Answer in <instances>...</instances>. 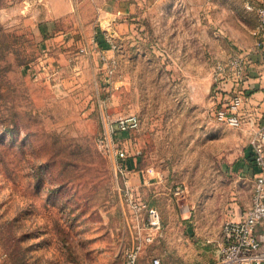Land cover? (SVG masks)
<instances>
[{
    "label": "rangeland",
    "instance_id": "obj_1",
    "mask_svg": "<svg viewBox=\"0 0 264 264\" xmlns=\"http://www.w3.org/2000/svg\"><path fill=\"white\" fill-rule=\"evenodd\" d=\"M247 3L0 0V264H122L133 222L95 145L100 101L139 118L122 147L150 170L152 184L137 189L160 217L139 264L152 247L171 260L187 244L216 253L253 189L223 171L251 158L253 133L216 121L213 91L216 66L251 40ZM105 38L118 89L104 80Z\"/></svg>",
    "mask_w": 264,
    "mask_h": 264
},
{
    "label": "built area",
    "instance_id": "obj_2",
    "mask_svg": "<svg viewBox=\"0 0 264 264\" xmlns=\"http://www.w3.org/2000/svg\"><path fill=\"white\" fill-rule=\"evenodd\" d=\"M245 8L253 11L256 26L253 29L254 50L264 55V3L256 6L246 4ZM108 51H100L104 70V80L118 89L121 83L110 81L114 75L116 59L108 56L116 46L107 38ZM83 51V50H82ZM106 52V53H105ZM245 56L229 58L224 64H218L214 73V99L217 109L214 118L219 123L234 129L243 124V94L238 90L227 91L223 80L238 84L243 79ZM100 130L95 140L96 148L111 162L119 199L129 228V211L133 222L131 243L123 249L122 264H139L146 248L153 243L155 233L160 229V217L157 210L148 206L133 183V175H143V185H150V170H133L129 165V151L122 147V136L136 130L139 118L136 114H114L109 112L106 101L99 102ZM125 144V143H124ZM251 159L255 169L251 203L243 219L224 222L218 240V259L213 264H264V240L255 232L259 224L264 223V125L255 131L250 140ZM177 201H184L188 190L184 185H176L171 190ZM141 224V225H140ZM149 264H163L158 257L152 256Z\"/></svg>",
    "mask_w": 264,
    "mask_h": 264
},
{
    "label": "crops",
    "instance_id": "obj_3",
    "mask_svg": "<svg viewBox=\"0 0 264 264\" xmlns=\"http://www.w3.org/2000/svg\"><path fill=\"white\" fill-rule=\"evenodd\" d=\"M253 1L256 3V5L264 3V0ZM117 13H120V11H117ZM254 26H256V17ZM253 43L254 36L252 28V37L251 40H249V43L241 44L242 47L246 50L243 54L245 56V70L241 82L235 84L230 82L228 78H225L223 80L225 89L227 91L235 92L239 90L243 94V124L240 129L244 132V135H247V138L249 133H254L264 125V55L259 54L254 50ZM249 142L250 140L248 141V143ZM131 163L132 161L129 162V165L133 170H141L132 166L134 164ZM223 171L226 172V174L234 175L235 178L246 177L250 179L252 183L254 181L255 169L251 158L247 160L245 158L239 159L232 166H224ZM132 180L134 184L144 186L143 175L135 173ZM233 194L234 193L232 192V195ZM232 199L234 200L229 205L230 207H232L230 213L234 212V207L237 205L236 199ZM249 206L250 200H248L247 206L239 214L234 215L233 217L228 216V220L238 221L243 219ZM255 232L258 236H260L261 239L264 240V223L257 225L255 228ZM147 251L150 253V257H158L163 264H213L218 259V249L216 250V253L213 254V251L211 253L209 251L208 253L207 251H203L202 249H199L191 244H187L185 245V247H180L179 252H177L173 260L168 258L166 255V251L164 249H161L160 247H152Z\"/></svg>",
    "mask_w": 264,
    "mask_h": 264
},
{
    "label": "trees",
    "instance_id": "obj_4",
    "mask_svg": "<svg viewBox=\"0 0 264 264\" xmlns=\"http://www.w3.org/2000/svg\"><path fill=\"white\" fill-rule=\"evenodd\" d=\"M99 133V132H98ZM101 153V152H100ZM102 154V153H101ZM102 155H104V154H102ZM105 156V155H104ZM106 157V156H105Z\"/></svg>",
    "mask_w": 264,
    "mask_h": 264
},
{
    "label": "water",
    "instance_id": "obj_5",
    "mask_svg": "<svg viewBox=\"0 0 264 264\" xmlns=\"http://www.w3.org/2000/svg\"><path fill=\"white\" fill-rule=\"evenodd\" d=\"M218 255H219V251H217Z\"/></svg>",
    "mask_w": 264,
    "mask_h": 264
}]
</instances>
